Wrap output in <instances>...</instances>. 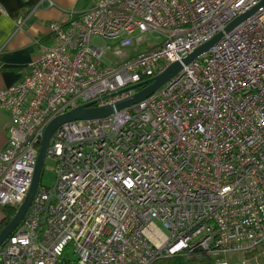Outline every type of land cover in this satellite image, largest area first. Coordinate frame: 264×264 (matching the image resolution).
Listing matches in <instances>:
<instances>
[{
    "label": "built area",
    "instance_id": "1",
    "mask_svg": "<svg viewBox=\"0 0 264 264\" xmlns=\"http://www.w3.org/2000/svg\"><path fill=\"white\" fill-rule=\"evenodd\" d=\"M261 1L95 0L49 25L50 45L28 76L0 90L11 119L0 207L14 212L52 119L123 101L222 36L147 99L52 133L44 159L54 184L38 185L0 245V264H153L192 255L264 264V7L225 32ZM127 49L134 52L124 61L105 63Z\"/></svg>",
    "mask_w": 264,
    "mask_h": 264
},
{
    "label": "crops",
    "instance_id": "2",
    "mask_svg": "<svg viewBox=\"0 0 264 264\" xmlns=\"http://www.w3.org/2000/svg\"><path fill=\"white\" fill-rule=\"evenodd\" d=\"M94 1L0 0V90L9 89L28 76L42 49L50 45L51 23L89 10ZM10 126L9 114L0 110V150ZM4 217L0 207V230Z\"/></svg>",
    "mask_w": 264,
    "mask_h": 264
},
{
    "label": "water",
    "instance_id": "3",
    "mask_svg": "<svg viewBox=\"0 0 264 264\" xmlns=\"http://www.w3.org/2000/svg\"><path fill=\"white\" fill-rule=\"evenodd\" d=\"M259 7H264V0H262L258 7L237 17L234 19L225 29V32L230 31L234 26L242 22L249 15L254 13ZM221 34L216 35L209 42L203 44L196 50H194L190 55L184 58L181 63L176 62L170 65L163 73L157 75L153 79L149 80L147 83L142 84L146 85L143 89L136 92L131 97L117 102L113 105L102 107V108H93L91 104H86L83 106H78L69 112L62 114L60 116L52 119L46 126L42 139L39 144L38 155L36 159V164L32 176L31 185L29 191L19 209L15 212L12 219L0 230V245L9 237L13 231L17 228L21 220L23 219L25 213L27 212L31 201L35 195L37 187L39 185L41 169L44 162L45 151L49 142V139L52 133L62 124L73 122V121H94L98 119H103L109 117L125 108L136 105L137 103L147 99L151 96L155 91H157L160 87H162L166 82H168L174 75H176L181 69L182 65H188L191 62H194L198 59L202 54L206 53L220 38Z\"/></svg>",
    "mask_w": 264,
    "mask_h": 264
},
{
    "label": "rangeland",
    "instance_id": "4",
    "mask_svg": "<svg viewBox=\"0 0 264 264\" xmlns=\"http://www.w3.org/2000/svg\"><path fill=\"white\" fill-rule=\"evenodd\" d=\"M132 49H127V50H122L121 53L123 54L124 59L122 58H117L115 55L112 54V52L106 54L104 57V61L106 64H115V63H120L126 59V57H130L133 54ZM122 59V60H121ZM52 162L49 159H44L43 166L41 169V174H40V180L39 184L45 187H51L54 184V174L52 171ZM159 229L161 232L164 234H167L166 230L161 226L158 225ZM229 264H238L239 261L241 260V256L239 255H233L227 258Z\"/></svg>",
    "mask_w": 264,
    "mask_h": 264
},
{
    "label": "trees",
    "instance_id": "5",
    "mask_svg": "<svg viewBox=\"0 0 264 264\" xmlns=\"http://www.w3.org/2000/svg\"><path fill=\"white\" fill-rule=\"evenodd\" d=\"M5 214L1 222V227L3 228L14 216L15 212L11 208L4 207L2 208ZM153 264H215V258L208 256H177L168 259L158 260Z\"/></svg>",
    "mask_w": 264,
    "mask_h": 264
}]
</instances>
